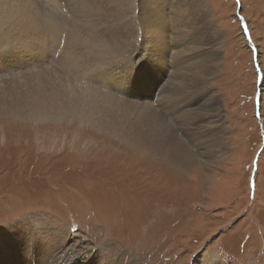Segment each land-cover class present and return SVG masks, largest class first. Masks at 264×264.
Masks as SVG:
<instances>
[{"label": "rangeland", "instance_id": "374dc122", "mask_svg": "<svg viewBox=\"0 0 264 264\" xmlns=\"http://www.w3.org/2000/svg\"><path fill=\"white\" fill-rule=\"evenodd\" d=\"M203 1L209 31L220 42L218 66L205 87L217 103L205 106L208 96L199 97L203 102L191 110L193 124L185 121V132L192 136L189 144L204 151L208 130L222 124L226 153L216 151L176 168L166 155L77 118L0 116V233L37 214L42 225L77 240L127 250L137 264H264V0ZM28 2L35 3L36 13L48 5L47 0ZM138 5L136 0L135 22L141 16ZM55 15L66 19L62 10ZM135 24L137 35L142 28ZM166 25V49L172 54V28ZM34 39L48 47L49 38ZM137 48L149 53L151 46L131 50L142 56ZM166 81L155 99L163 97ZM186 89L175 95L207 93ZM201 113L206 120L197 121ZM165 114L175 115L169 104Z\"/></svg>", "mask_w": 264, "mask_h": 264}, {"label": "bare ground", "instance_id": "6f19581e", "mask_svg": "<svg viewBox=\"0 0 264 264\" xmlns=\"http://www.w3.org/2000/svg\"><path fill=\"white\" fill-rule=\"evenodd\" d=\"M135 1L47 0L44 10L36 13L34 2L0 0V102L8 103L0 105V116L77 118L107 129L120 140L145 146L155 155H166L176 168L189 167L198 157L207 159L203 156L211 158L216 151H227L222 124L214 126L213 132L208 130L204 151L198 152L189 144L192 136L185 132L193 124L191 110L203 102L199 97L208 96L205 106L217 103L205 89L207 77L217 69L220 45L209 31L205 2L138 0L141 16L136 22L142 30L136 35ZM60 9L62 16L65 13L64 22L55 15L61 14ZM168 22L172 54L166 49L170 43ZM34 37L49 38L48 47ZM138 45L151 46L150 52L137 48L142 56L135 54L131 50ZM157 75L156 83L163 81L160 89L169 78L163 97L154 100L148 95L149 102L139 103L146 93L139 85ZM5 88L8 90L2 91ZM186 88L207 93L175 95L179 89L188 91ZM193 100L198 102L194 107L184 106ZM168 104L175 114L172 119L169 114L163 117ZM197 116V121L206 120V113ZM184 133L188 139L182 137ZM41 219L32 214L0 233V264H64L66 260H73L72 264H137L131 253L117 245L118 250L111 244L99 248L50 224L42 225Z\"/></svg>", "mask_w": 264, "mask_h": 264}]
</instances>
